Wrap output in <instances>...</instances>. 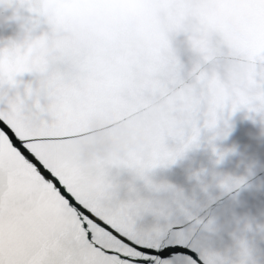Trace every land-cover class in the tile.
I'll return each instance as SVG.
<instances>
[{
    "label": "snow or ice",
    "instance_id": "obj_1",
    "mask_svg": "<svg viewBox=\"0 0 264 264\" xmlns=\"http://www.w3.org/2000/svg\"><path fill=\"white\" fill-rule=\"evenodd\" d=\"M244 111L264 0H0V264H254L155 179Z\"/></svg>",
    "mask_w": 264,
    "mask_h": 264
},
{
    "label": "water",
    "instance_id": "obj_2",
    "mask_svg": "<svg viewBox=\"0 0 264 264\" xmlns=\"http://www.w3.org/2000/svg\"><path fill=\"white\" fill-rule=\"evenodd\" d=\"M229 125L227 137L217 138L211 145L208 141L213 134L203 132L199 148L170 168L158 169L155 179L182 190L195 200L204 222L213 221L216 231L203 235L216 251L238 259L233 237L243 238L252 250L254 264H264V126L244 112L232 116ZM213 146L229 153L220 164L215 163ZM198 173H206L203 184L196 179ZM218 175L248 179L246 185L225 193L217 187Z\"/></svg>",
    "mask_w": 264,
    "mask_h": 264
},
{
    "label": "clouds",
    "instance_id": "obj_3",
    "mask_svg": "<svg viewBox=\"0 0 264 264\" xmlns=\"http://www.w3.org/2000/svg\"><path fill=\"white\" fill-rule=\"evenodd\" d=\"M244 113H245V115H246L247 118H249V117H255V121L258 120L259 123L262 126H264V123H261L260 122L261 121V116L257 112L253 111V112L250 113V112L244 111ZM250 175H251V171H249V176ZM247 179H248V177H234V176H230V175H224V176H219L218 175V176L215 177L217 187H219L221 184H228V185L231 186V185H235V184H237V183H239L241 181L243 182L241 186H243V185H246ZM241 186L239 188H241ZM239 188H236V189H239ZM240 239H243V238H240Z\"/></svg>",
    "mask_w": 264,
    "mask_h": 264
}]
</instances>
